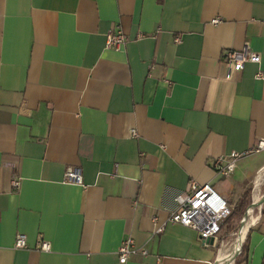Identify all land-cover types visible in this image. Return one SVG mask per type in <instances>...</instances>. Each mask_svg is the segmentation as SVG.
Returning <instances> with one entry per match:
<instances>
[{"label":"crops","instance_id":"crops-1","mask_svg":"<svg viewBox=\"0 0 264 264\" xmlns=\"http://www.w3.org/2000/svg\"><path fill=\"white\" fill-rule=\"evenodd\" d=\"M245 47L259 64L223 61ZM258 72L264 0H0V264H120L126 238L147 251L128 264H215L219 236L205 247L169 222L191 180L232 210L252 184L237 264H264ZM232 152L222 177L214 160ZM68 167L82 184L64 181Z\"/></svg>","mask_w":264,"mask_h":264},{"label":"built area","instance_id":"built-area-1","mask_svg":"<svg viewBox=\"0 0 264 264\" xmlns=\"http://www.w3.org/2000/svg\"><path fill=\"white\" fill-rule=\"evenodd\" d=\"M219 18L212 20L213 24H218ZM127 41V37L122 31H111L107 36V46L110 48L120 49ZM223 61L236 71H242L247 62L259 64L261 62L260 55L245 47L243 50L230 49L223 55ZM264 77L262 72L256 74L257 79ZM264 151V139L260 140L257 146L251 151L252 153H259ZM243 154L232 152L228 156L219 157L214 160L213 167L222 177H229L235 167L238 159ZM64 181L66 183L82 184L83 179L78 167H68L65 172ZM14 186H19V181H13ZM179 208L172 212L169 217V222L178 223L195 230L200 242L203 246L209 247L215 239L219 236L224 221L232 214L227 199H225L210 183H199L191 180L188 189L177 197ZM249 214V213H248ZM248 217L245 219V221ZM165 224L157 229V233L163 232ZM16 249H25L28 247L27 239L24 234H19L15 240ZM38 249L41 251H49L51 244L42 240ZM241 249L239 251V254ZM147 254L146 250L139 251L133 244L132 239L126 238L123 240L118 254L120 264H128L130 256L135 254Z\"/></svg>","mask_w":264,"mask_h":264},{"label":"rangeland","instance_id":"rangeland-1","mask_svg":"<svg viewBox=\"0 0 264 264\" xmlns=\"http://www.w3.org/2000/svg\"><path fill=\"white\" fill-rule=\"evenodd\" d=\"M260 175H261V178L263 179V180H261V186H260V188H261L260 190L261 191L260 192H261V194L262 193L264 194V170L260 173ZM247 189H248V191H251V193L254 192L253 191L252 184H251V186L249 185ZM232 212H233V210H232ZM253 213H255V211H253ZM243 218H244V216L242 217V219H238V218H235V217L234 218H231V215H230L224 221V223L222 225L221 232H220L219 237H218V242H217V258H216L215 264L217 263L218 255H219V253H220L221 250L228 251V250H230V249L233 248L234 243H235V239H236L237 234L239 232V229L241 227V222H242ZM232 225L233 226L234 225H237L238 227H237L236 231H234V232H232V233L229 234L227 230H228L229 226H232ZM243 245H244V243H242V245L240 247V249H241L240 254H238L236 256V258L231 259L230 261H228V264H237L238 262L241 261L240 259H241L242 255H243V253H242V251H243ZM240 249L238 250V252L240 251Z\"/></svg>","mask_w":264,"mask_h":264},{"label":"bare ground","instance_id":"bare-ground-1","mask_svg":"<svg viewBox=\"0 0 264 264\" xmlns=\"http://www.w3.org/2000/svg\"><path fill=\"white\" fill-rule=\"evenodd\" d=\"M261 178V175H259ZM262 178L259 179L258 187L261 185ZM258 197L257 195H255ZM260 197V196H259ZM258 199V198H257ZM256 221V217L253 216L252 209L249 210L248 219L245 221L244 225L240 227L237 237L235 239V243L232 249L225 251L221 250L218 256V260L216 264H225L226 262L230 261L233 256L238 252L240 246L244 241L245 234L251 224ZM227 257V258H226Z\"/></svg>","mask_w":264,"mask_h":264},{"label":"trees","instance_id":"trees-1","mask_svg":"<svg viewBox=\"0 0 264 264\" xmlns=\"http://www.w3.org/2000/svg\"><path fill=\"white\" fill-rule=\"evenodd\" d=\"M249 197H250V192L246 191V193L244 194V196L242 197L240 204L238 206H236L231 214V218H238V219H242L243 216H245L246 211L248 210L249 206H250V202H249ZM237 225H232L229 226L228 228V233H232L234 231H236L237 229ZM245 251V245H243V251L242 253Z\"/></svg>","mask_w":264,"mask_h":264},{"label":"water","instance_id":"water-1","mask_svg":"<svg viewBox=\"0 0 264 264\" xmlns=\"http://www.w3.org/2000/svg\"><path fill=\"white\" fill-rule=\"evenodd\" d=\"M264 202V197L261 199V203H263ZM254 206V205H253ZM249 210H250V208L246 211V213H245V216H244V218H243V220H242V222H241V226H243L244 225V223H245V219L248 217V213H249ZM212 243H213V241H212ZM239 254V252L232 258V259H234V258H236V256ZM225 264H228V262H226Z\"/></svg>","mask_w":264,"mask_h":264}]
</instances>
